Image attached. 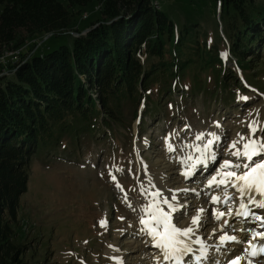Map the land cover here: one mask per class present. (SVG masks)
<instances>
[{
  "label": "trees",
  "instance_id": "obj_1",
  "mask_svg": "<svg viewBox=\"0 0 264 264\" xmlns=\"http://www.w3.org/2000/svg\"><path fill=\"white\" fill-rule=\"evenodd\" d=\"M212 1L228 24L226 58L199 32L189 36L192 26L178 30L155 0H0V264H30L16 227L40 151L63 145L71 157L89 135L118 138L130 110L159 111L176 90L191 93L206 72L214 83L208 93L243 91L238 72L248 85L256 81L264 0ZM93 4L99 18L77 23ZM63 35L72 47L39 51L43 38ZM227 60L237 67L228 69Z\"/></svg>",
  "mask_w": 264,
  "mask_h": 264
},
{
  "label": "rangeland",
  "instance_id": "obj_2",
  "mask_svg": "<svg viewBox=\"0 0 264 264\" xmlns=\"http://www.w3.org/2000/svg\"><path fill=\"white\" fill-rule=\"evenodd\" d=\"M155 1L178 30L192 26L189 36L199 32L210 45H217L221 54H228L223 35L229 38L228 24H221L214 1ZM93 8L94 4L82 11L76 22L80 23L81 19L86 22L87 17L92 21L99 18L96 12L99 8L96 11ZM2 10L0 6V13ZM72 44L73 38L68 35L47 36L38 42L40 52L53 51L61 45L72 47ZM259 56L257 71L253 72L257 79L246 90L232 88L208 93L205 88H212L214 83L209 78L212 72H206V80L200 79V83L191 85L193 89L188 95H183L187 91L182 88L168 101L164 96L161 102H166L159 111L146 114L141 111L143 106L135 110L136 113L130 110L126 116L127 126L119 130L122 135L118 138L109 136L102 142L104 137L91 139L89 135L75 144L71 157H64L67 150L63 145L48 154L40 151L29 166L28 190L20 200L16 227L15 242L29 248L28 262L117 264L122 259L123 264H149L148 247H143L140 240L143 225L139 222V210L143 202L146 203L139 190L141 183L146 186L149 175L156 172L162 173L166 183L173 177L176 181L181 173L178 155L188 153V148L182 145L199 143L195 135L208 133L212 128L221 136L215 151L220 157L219 164L221 158L235 159L223 151L226 145L237 133L246 135L249 122L257 120L264 124V50ZM226 65L232 69L236 63L226 61ZM195 73L196 70L191 73L192 77ZM190 78L186 76L183 84ZM239 82L244 86L242 78H238L237 84ZM217 123L219 127L215 126ZM169 136L176 149L173 152L166 147L165 139ZM117 168L123 171L117 172ZM110 172L127 192L132 207L125 202ZM175 181L170 189L176 187ZM193 185L197 192L196 183ZM203 195L206 197L208 192ZM188 209H182L174 217L184 211L191 212ZM102 219L107 220V227L98 223Z\"/></svg>",
  "mask_w": 264,
  "mask_h": 264
},
{
  "label": "snow or ice",
  "instance_id": "obj_3",
  "mask_svg": "<svg viewBox=\"0 0 264 264\" xmlns=\"http://www.w3.org/2000/svg\"><path fill=\"white\" fill-rule=\"evenodd\" d=\"M222 55L226 58L227 53ZM240 99L248 98L240 97ZM215 126L219 127V124ZM262 132H264V124L257 120L249 122L248 133L246 135L237 133L236 138L223 150L235 159L221 158L217 170L206 180L208 188L215 187L221 191V194H210L211 203L225 206L224 210L215 209L211 213L212 219L217 222L212 235L220 233L217 236L218 242L214 245V250L217 252L229 244L240 243L235 233L246 231V229L232 228L230 232L228 229L231 225L227 218L252 219L260 222V226L264 228V215H258L253 211V208L264 209V135H258ZM194 139L199 143L182 145L199 153L195 158L192 154H188L181 159L180 162L184 166L181 175L186 178L194 175L197 165H206L209 160L216 161L213 146L220 143L221 136L216 132H201L196 134ZM170 141L171 136L165 139L166 147L169 152H173L176 149ZM116 171L123 170L117 168ZM109 175L116 182V187L123 192L125 202L132 207L128 194L117 181V177L111 172ZM139 190L147 201L139 210L141 213L139 222L143 225L141 231L150 238L152 246L159 251L156 264H184V257L188 255H194L196 264H202L207 258L209 246L197 233L206 209L194 205V214L189 218L186 227L180 225L183 224L187 211L182 212L175 218V223L173 222L174 213L187 209L186 203L179 202L177 192H187L189 189H169L171 195L165 196L149 177L148 187L141 183ZM221 220L223 223H219ZM98 223L101 227H107L106 219ZM257 241H264V231H252L246 246L242 248L243 255H236L228 264H242V262L252 264L251 258L264 255V243ZM193 244L199 245L198 254L194 253ZM117 264H123L122 259L118 260Z\"/></svg>",
  "mask_w": 264,
  "mask_h": 264
},
{
  "label": "bare ground",
  "instance_id": "obj_4",
  "mask_svg": "<svg viewBox=\"0 0 264 264\" xmlns=\"http://www.w3.org/2000/svg\"><path fill=\"white\" fill-rule=\"evenodd\" d=\"M209 132H216L217 134H219L218 130L216 128H212L211 131ZM208 132V133H209ZM220 135V134H219ZM188 154H192L193 157L195 158V156L199 155V153H195L193 152L192 149H189L188 148ZM183 156H185V154H180L178 155V161H179V165L182 169V171H184V166L181 164V159L183 158ZM200 165H198L197 167H199ZM202 166V165H201ZM196 169H199L197 168ZM178 170V169H177ZM204 170V167L202 168V171ZM216 171V170H215ZM204 173V171L202 172ZM162 174V173H161ZM160 173H154V174H151L149 175V177L151 178L152 182L156 185L157 188H159L161 191L164 192V195L165 196H170L171 193L168 191L170 189V184L175 181L174 177L173 178H170L167 183L164 182V179H163V176L161 175ZM166 177V176H165ZM177 180L175 181V183L173 185H175L176 187L175 188H172V190H178V189H189V191L187 192H183V191H180V192H177V195H178V199H179V202L180 203H186L187 204V209L188 208H191L193 209V206H197V207H204L206 209L205 213L203 214L202 216V219H201V223H200V228H199V231L197 233V235L199 237H203L206 241V244L209 246V250L207 252V255H209V257L211 256H216L217 255H220V254H226L228 251H226V249L229 250H232V249H235V244L232 243V244H229L227 245L225 248H222L220 251H215L214 250V245L218 242L217 241V236L220 234L219 232L216 233V235H212V232H213V228L215 227L216 225V221H214V219H212L211 217V213L215 210V209H220V210H223V208L221 207L222 205H213L209 199V196L210 194L206 195H203L204 193H207V189H206V181L205 183L203 182H196V185H197V192L195 191H192V188H188L184 185V181H188V178L184 177L183 175H179L177 178ZM167 180V179H166ZM148 183V182H147ZM148 185V184H147ZM145 186V187H148V186ZM184 185V186H183ZM211 192V191H210ZM203 193V194H202ZM201 194V195H200ZM215 194V193H213ZM216 194H220V192H217ZM144 200V199H143ZM143 202V201H142ZM147 202V201H146ZM145 202H143L144 204ZM140 208V207H139ZM186 209V210H187ZM190 210V209H188ZM191 211V210H190ZM180 212V211H179ZM187 211V216H186V220H184L183 224L180 225L181 227H186L188 225V220L189 218L191 217V215L194 214L193 211L189 212ZM178 213V212H176ZM174 213V214H176ZM174 214H173V222L175 221V217H174ZM228 220L230 219L231 222H233V225L236 224V227H233V225H231L232 223L230 222L229 224L231 225V228L228 229L230 232H231V229L232 228H235V229H240L238 227V225H240V222L237 220L236 217H232V218H227ZM211 221V223H210ZM175 223V222H174ZM219 223H223V222H219ZM238 238L240 237V234H239V231H237L235 233ZM195 239V237H194ZM143 245L145 246H150L151 244V241H150V238L143 232ZM142 245V246H143ZM143 246V247H144ZM192 247L195 249V250H199V245H196V244H193ZM152 251V250H150ZM146 253V252H145ZM237 255H243V252L242 250L239 251L237 253ZM235 258L232 257L231 259ZM229 259V260H231ZM143 260V259H142ZM229 260H227L225 262V264H228ZM242 264H246V262H242Z\"/></svg>",
  "mask_w": 264,
  "mask_h": 264
},
{
  "label": "water",
  "instance_id": "obj_5",
  "mask_svg": "<svg viewBox=\"0 0 264 264\" xmlns=\"http://www.w3.org/2000/svg\"><path fill=\"white\" fill-rule=\"evenodd\" d=\"M89 31H90V29L86 30V31L84 32V34H86V33L89 32Z\"/></svg>",
  "mask_w": 264,
  "mask_h": 264
}]
</instances>
